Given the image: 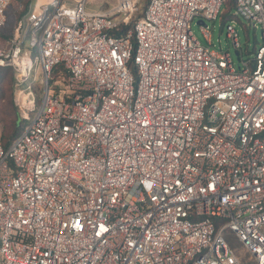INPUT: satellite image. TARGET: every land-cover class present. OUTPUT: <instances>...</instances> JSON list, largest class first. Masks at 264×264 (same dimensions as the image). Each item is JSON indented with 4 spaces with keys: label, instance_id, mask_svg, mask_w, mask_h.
<instances>
[{
    "label": "built area",
    "instance_id": "obj_1",
    "mask_svg": "<svg viewBox=\"0 0 264 264\" xmlns=\"http://www.w3.org/2000/svg\"><path fill=\"white\" fill-rule=\"evenodd\" d=\"M223 5L262 29L247 51L226 25L237 64L205 24ZM119 26L51 0L0 49L25 122L0 144V264H264V0H149Z\"/></svg>",
    "mask_w": 264,
    "mask_h": 264
},
{
    "label": "rangeland",
    "instance_id": "obj_2",
    "mask_svg": "<svg viewBox=\"0 0 264 264\" xmlns=\"http://www.w3.org/2000/svg\"><path fill=\"white\" fill-rule=\"evenodd\" d=\"M49 0H44V2H48ZM60 2H64L69 5H75L77 3V0H58ZM86 8L93 12H100V13H107L112 15L118 22L119 25H130L132 27L135 23V21L139 18L138 15L142 13L144 10L146 4L149 0H129V3L132 6V10H124L121 9V2L122 0H84ZM128 1V0H127ZM37 3V0H10V3L5 11V22L3 27L0 30V35H8V39L12 35L14 31L15 25L18 23L20 19L24 17L26 12L31 9L35 4ZM234 14V9L228 12L225 9V6L223 5L218 17L212 21V20H206L205 24L208 26L211 32V41H212V49L215 50H222L227 51L229 50L230 56L234 64L238 63L239 57L235 54V48L232 44V41L230 38H227L226 36V25L231 24L234 26V29L236 30L238 34V39L241 45L243 46L244 50L252 51L254 46H257L258 44L262 43V29L260 26L257 27V29H250L245 26V21L243 19H229L231 15ZM228 17L227 21H224V18ZM197 18L193 20L191 27L193 35L197 40H199L202 44H207V41L201 32L200 26L197 24ZM125 21L127 24H125ZM7 40H2L0 37V49L6 47ZM247 56V53L244 54V57ZM9 67V66H8ZM9 75L11 77V99L13 103V108L15 109L18 119H19V125L20 130L22 126L24 125V121H20V117L18 114V106L15 104V74L12 67H9ZM37 76H39L40 79V71H37ZM29 82V81H28ZM40 83H37L35 85V90L39 91ZM40 94L37 96V102H39ZM2 124L0 123V132H1ZM1 140V138H0ZM231 241L234 243L232 247L237 249V252L239 253V256L242 258L243 261H246L245 257L246 255L242 251V249L239 246V243L232 238Z\"/></svg>",
    "mask_w": 264,
    "mask_h": 264
},
{
    "label": "trees",
    "instance_id": "obj_3",
    "mask_svg": "<svg viewBox=\"0 0 264 264\" xmlns=\"http://www.w3.org/2000/svg\"><path fill=\"white\" fill-rule=\"evenodd\" d=\"M7 9V8H6ZM227 10V9H226ZM6 11V10H5ZM143 13V11H142ZM138 15L139 17L142 15ZM228 17L224 18L227 21ZM130 25H122L115 31L116 34H124ZM2 40H7L8 35H0ZM9 67H0V123L2 124L0 132V144L7 147L11 141L19 134V119L11 99V77L9 75ZM233 246L234 243L231 242Z\"/></svg>",
    "mask_w": 264,
    "mask_h": 264
},
{
    "label": "bare ground",
    "instance_id": "obj_4",
    "mask_svg": "<svg viewBox=\"0 0 264 264\" xmlns=\"http://www.w3.org/2000/svg\"><path fill=\"white\" fill-rule=\"evenodd\" d=\"M49 1H51V0H49ZM43 3H46V2H44V0H37V3L36 4L37 5H40V4H43ZM125 7L128 8V5L126 4Z\"/></svg>",
    "mask_w": 264,
    "mask_h": 264
},
{
    "label": "water",
    "instance_id": "obj_5",
    "mask_svg": "<svg viewBox=\"0 0 264 264\" xmlns=\"http://www.w3.org/2000/svg\"><path fill=\"white\" fill-rule=\"evenodd\" d=\"M197 24H204V21L203 20H197ZM235 54L238 55V52L235 51Z\"/></svg>",
    "mask_w": 264,
    "mask_h": 264
}]
</instances>
